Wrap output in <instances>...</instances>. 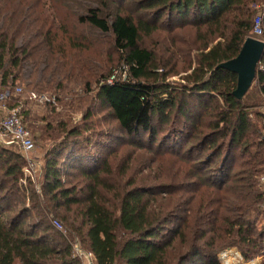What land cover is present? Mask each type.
Here are the masks:
<instances>
[{
	"label": "trees",
	"instance_id": "trees-1",
	"mask_svg": "<svg viewBox=\"0 0 264 264\" xmlns=\"http://www.w3.org/2000/svg\"><path fill=\"white\" fill-rule=\"evenodd\" d=\"M263 6L264 0H0V93L23 87L7 106L23 104L32 139L44 142L40 178H26V185L20 149L0 145V264H85L76 243L95 264H222L219 254L231 248L264 264V54L242 100L233 96L237 75L218 68L248 38L264 41L254 34ZM186 29L194 40L179 33ZM161 31L168 46H141ZM194 52L195 65L185 59ZM117 56L123 69L113 68ZM98 63L111 73H100ZM185 72L186 84L169 82ZM32 92L58 101L35 106L47 113L39 129L27 100ZM71 113L82 118L61 121ZM108 120L127 146L132 140L145 151L141 159L132 155L119 178V166L108 161L113 133L99 129ZM161 130L166 150L157 145ZM144 136L147 145L139 144ZM163 156L171 160L167 177L157 174L160 166L154 172Z\"/></svg>",
	"mask_w": 264,
	"mask_h": 264
},
{
	"label": "rangeland",
	"instance_id": "rangeland-1",
	"mask_svg": "<svg viewBox=\"0 0 264 264\" xmlns=\"http://www.w3.org/2000/svg\"><path fill=\"white\" fill-rule=\"evenodd\" d=\"M180 34L182 35H185V39H191L194 40L195 38V34L193 31L189 30V29H186L185 32H179ZM89 35V34H88ZM90 36V35H89ZM90 41H93L90 40ZM99 41V40H98ZM96 41L94 43V46L96 48L97 51H100V49H103V47H101L100 43ZM171 42V39L168 35V33L166 31H161L160 33L156 34L155 36L153 37H150V38H144L143 39V42H142V47L146 48L147 50H152L154 47L158 46L159 44H163V45H166L168 46L169 43ZM101 47V48H99ZM164 47V46H163ZM185 48V46H183V49ZM166 49V48H165ZM165 49H163L162 47L158 48V51L159 53H165ZM195 52L192 54L191 57L187 56L186 54L184 56H187V58H184L187 59V60H191L193 61L194 65H195V60H196V56H195ZM104 55L101 56L99 58L100 61L104 60L103 59ZM182 57V56H181ZM119 59V61H118ZM98 61L99 63H102ZM116 63L114 64L113 68H117V67H121V57L117 56L116 58ZM97 64L98 68L100 69V73H107L109 71V66L106 67L105 65L103 64ZM180 64V63H179ZM180 66H182V64H180ZM124 67L126 66H122L121 68L123 69ZM195 67V66H194ZM182 68V67H180ZM118 70V69H117ZM110 72V71H109ZM118 72V71H116ZM126 72H127V68L125 70L122 71V77H126ZM111 73V72H110ZM190 72H185V73H181L180 76H176V77H173L171 79H169V82L172 83V84H175V85H184L186 84V82L182 79V77L186 76V74H189ZM108 75V74H107ZM120 75V72L118 73V76ZM97 85L96 84V81L93 83V86H92V89H96L97 88ZM83 86H81L79 89L83 90L82 89ZM29 107H33V105H29ZM35 107V106H34ZM58 111L60 113H63L65 111V109L60 105V108L58 109ZM262 111V109H261ZM46 111L43 110V109H38L37 107L34 108V117H33V125L36 126V129L38 128H41L43 127L46 122L45 120L42 119V117H45L46 116ZM105 112H101L100 114V118L99 119H102L101 117H105ZM82 118V115L81 114H74V113H71V115H66V114H61V121L62 122H69L70 120L69 119H72V120H79ZM42 119V120H41ZM104 119V118H103ZM99 129H103L102 131H106V130H110L112 133H113V136H112V139H110V145L112 148L111 149V155L108 156V161L110 163V165H112V169H113V164H116L118 165V169H113L114 171V174L116 177L119 176V173L122 171V169L127 165V163L129 162L130 158L132 157V155L136 154L140 159L143 156V154H140V152H145L144 150L143 151H139L138 149L134 148L131 146V143H132V140H128V143L130 145H126L125 143V136L122 134V132L118 129L116 123H114L113 121L111 120H108L107 122H103V127L102 128H99ZM165 129V128H163ZM31 130L34 132V129L31 128ZM166 130V129H165ZM36 132V130H35ZM161 135L159 137V140L157 142V145L158 143H162L163 145V150H166V148H169L170 145H169V141L167 140V138L165 137V134L166 132L164 130H161ZM260 137H261V131H260ZM97 140L99 138H96ZM103 142L104 141H108L107 139H101ZM100 141V140H98ZM150 141V138L147 137V136H144V138H142V140H140L139 144H144V145H147ZM186 149V148H185ZM179 150V149H178ZM155 153L156 152H153L151 153L150 155L146 156L147 158L150 157V158H154L155 156ZM32 156L34 159H42L44 158V142L39 140V142H37L36 144V150L32 153ZM170 158L169 156H163L161 158L158 159V161L154 162L153 165H154V168H155V171L154 172H159L158 171V168L159 166L162 168V173H157L160 177H167L168 176V173H169V169H170ZM153 171L149 172V171H146V172H142V175L144 176H150L149 174H152V177L155 175V173L153 174L152 173ZM40 174V172H38L37 176ZM40 178V177H39ZM119 178V177H118ZM39 180V179H38ZM37 180V181H38ZM227 251H235L236 254L238 253H241L237 248H231V249H228ZM225 251V252H227ZM223 252V253H225ZM223 253H220L219 254V259H220V256L222 257ZM223 260L220 259L221 263L222 264H229L228 261L229 259L228 258H223ZM244 259V257H243ZM241 260L238 259V258H234V260L232 259V262L230 264H241L240 262ZM244 262H246V264L250 263V264H263V259L262 257L261 258H256L255 260H252V261H246L245 259L243 260ZM240 262V263H239Z\"/></svg>",
	"mask_w": 264,
	"mask_h": 264
},
{
	"label": "built area",
	"instance_id": "built-area-1",
	"mask_svg": "<svg viewBox=\"0 0 264 264\" xmlns=\"http://www.w3.org/2000/svg\"><path fill=\"white\" fill-rule=\"evenodd\" d=\"M263 19L264 12L262 13V15H259L255 19L254 34L257 36H262L264 34ZM116 75L117 74H115L108 80V84H112L114 82ZM1 82L2 75L0 73V84ZM22 93L23 87L21 86L10 88L8 87V89L0 93V145L5 147L16 146L20 149L27 163L26 166L23 168V173L25 175L23 184L26 185V178H31L34 182L37 178H39L43 170L44 160L39 158L34 159L32 156V153L36 150V144L32 139L31 131L26 127L23 122L24 105L18 104L14 107L7 106V102L11 100L13 95H20ZM27 100L29 105L34 106H58L57 97L48 93L38 94L32 92L28 95ZM59 108L60 107H58V109ZM261 112L263 115V123L260 141L264 142V106L262 107ZM38 172H40V174L37 176ZM260 184L264 190V175L260 177ZM53 224L57 229L66 233L64 227L59 221H54ZM259 227L260 230L264 231V219L260 222ZM75 255L82 259L85 264H95L94 256L91 253L83 251L79 243L75 244ZM238 256V259L242 261H240L241 264H246V262L243 261L244 259L242 254L238 253ZM220 259L223 260L221 256Z\"/></svg>",
	"mask_w": 264,
	"mask_h": 264
},
{
	"label": "water",
	"instance_id": "water-1",
	"mask_svg": "<svg viewBox=\"0 0 264 264\" xmlns=\"http://www.w3.org/2000/svg\"><path fill=\"white\" fill-rule=\"evenodd\" d=\"M263 54L264 41L250 37L245 41L236 58L218 67L237 75V88L233 92V96L237 100L244 99L251 89Z\"/></svg>",
	"mask_w": 264,
	"mask_h": 264
},
{
	"label": "bare ground",
	"instance_id": "bare-ground-1",
	"mask_svg": "<svg viewBox=\"0 0 264 264\" xmlns=\"http://www.w3.org/2000/svg\"><path fill=\"white\" fill-rule=\"evenodd\" d=\"M222 257L228 258L229 259L228 263L230 264L232 262V259L234 260V258H238L239 256H238V254L235 253V251H230V252L227 251V252L223 253Z\"/></svg>",
	"mask_w": 264,
	"mask_h": 264
}]
</instances>
